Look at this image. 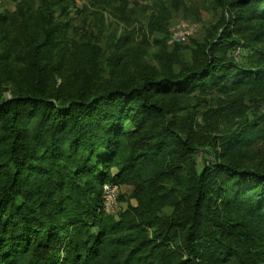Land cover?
Instances as JSON below:
<instances>
[{"label":"trees","instance_id":"obj_1","mask_svg":"<svg viewBox=\"0 0 264 264\" xmlns=\"http://www.w3.org/2000/svg\"><path fill=\"white\" fill-rule=\"evenodd\" d=\"M216 1L177 72L160 56L139 81L0 97V264H264V169L241 162L262 151L264 110L236 126L243 109L217 112L231 128L201 170L178 123L193 93L264 95V50L255 66L234 56L235 37L264 42V0ZM105 183L128 188L116 217Z\"/></svg>","mask_w":264,"mask_h":264},{"label":"rangeland","instance_id":"obj_2","mask_svg":"<svg viewBox=\"0 0 264 264\" xmlns=\"http://www.w3.org/2000/svg\"><path fill=\"white\" fill-rule=\"evenodd\" d=\"M0 0V97L44 88L65 93L83 82L93 85L124 82L152 70L161 73L160 56L173 57L172 69L192 60L193 41H202L222 18L223 7L216 0ZM178 22L192 28L185 43L172 41ZM166 26L169 34L157 26ZM243 42L234 51L237 62L260 64L264 42L255 33L235 37ZM179 114V127L191 128L199 147L197 167L215 161L218 135L231 128L230 122L215 117L224 109L244 115L239 125L264 110V95H232L213 91L193 93ZM194 122H196L194 124ZM219 150V149H218ZM244 165L264 169V144L259 156L241 159ZM122 192H128L123 186Z\"/></svg>","mask_w":264,"mask_h":264},{"label":"built area","instance_id":"obj_3","mask_svg":"<svg viewBox=\"0 0 264 264\" xmlns=\"http://www.w3.org/2000/svg\"><path fill=\"white\" fill-rule=\"evenodd\" d=\"M192 28L188 22H178L172 29V41L185 43L189 40ZM122 187L118 184L105 183L103 185V209L112 216H118L123 209L120 201Z\"/></svg>","mask_w":264,"mask_h":264}]
</instances>
